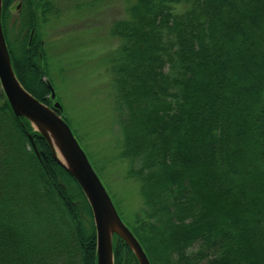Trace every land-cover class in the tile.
Listing matches in <instances>:
<instances>
[{
    "label": "trees",
    "instance_id": "16d2710c",
    "mask_svg": "<svg viewBox=\"0 0 264 264\" xmlns=\"http://www.w3.org/2000/svg\"><path fill=\"white\" fill-rule=\"evenodd\" d=\"M57 12L54 0L1 2L15 75L50 107L40 30ZM110 32L118 156L143 204L124 223L150 264H264V0H133ZM112 252L139 264L116 234ZM0 264H96L80 185L1 84Z\"/></svg>",
    "mask_w": 264,
    "mask_h": 264
},
{
    "label": "rangeland",
    "instance_id": "374dc122",
    "mask_svg": "<svg viewBox=\"0 0 264 264\" xmlns=\"http://www.w3.org/2000/svg\"><path fill=\"white\" fill-rule=\"evenodd\" d=\"M132 1L54 0L58 12L49 15L40 30L47 47L53 105L56 100L61 103L67 124L127 224L143 204L139 182L126 176L128 160L118 156L121 134L113 119L115 88L109 65L121 43L110 26L126 16ZM188 5L181 2L176 10Z\"/></svg>",
    "mask_w": 264,
    "mask_h": 264
},
{
    "label": "water",
    "instance_id": "95a60500",
    "mask_svg": "<svg viewBox=\"0 0 264 264\" xmlns=\"http://www.w3.org/2000/svg\"><path fill=\"white\" fill-rule=\"evenodd\" d=\"M0 0V84L17 117L27 118L47 140L54 156L80 185L92 211L96 232V264H113V235L121 237L135 254L139 264H150L141 244L123 222L99 176L64 118L53 107L39 101L17 79L1 24ZM55 97L51 88V98ZM32 141V137L29 136ZM32 146L34 143L32 142ZM60 154L61 158L57 155Z\"/></svg>",
    "mask_w": 264,
    "mask_h": 264
}]
</instances>
